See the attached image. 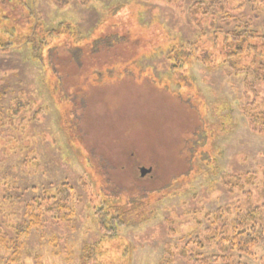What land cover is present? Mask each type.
I'll use <instances>...</instances> for the list:
<instances>
[{"label": "rangeland", "instance_id": "obj_1", "mask_svg": "<svg viewBox=\"0 0 264 264\" xmlns=\"http://www.w3.org/2000/svg\"><path fill=\"white\" fill-rule=\"evenodd\" d=\"M191 1L0 0V264H160L167 249L204 240L202 217L217 208L262 207L264 226V136L233 106L225 71L166 60L188 38L216 53L213 39L187 21ZM250 2L254 10L234 13L263 33L264 0ZM120 22L129 48L117 50L122 37L91 46L118 33ZM257 88L263 98L264 82ZM179 148V160H189L177 173L191 163L186 178L158 184L154 172L140 175L141 166L156 168L153 160H178ZM121 160L145 162L122 170ZM63 183L67 200L45 212V198ZM102 200L135 207L115 237L94 218ZM30 208L39 224L27 227ZM179 250L164 263L190 264ZM198 251L218 253L210 243ZM225 255L213 264H263L264 244Z\"/></svg>", "mask_w": 264, "mask_h": 264}, {"label": "trees", "instance_id": "obj_2", "mask_svg": "<svg viewBox=\"0 0 264 264\" xmlns=\"http://www.w3.org/2000/svg\"><path fill=\"white\" fill-rule=\"evenodd\" d=\"M165 1L171 2L172 0ZM221 1L222 0H207L206 2V0H192L186 4V18L188 23L193 24L197 29L199 28L202 37L206 34L213 39L209 42L214 44L217 49L216 53H211L209 49L198 46V39L195 38V41H191L192 39L188 38L183 44H173L169 49L166 60H170L173 65H175L179 64L183 59H187L195 63H200L209 72L217 70L225 71V77L234 93L232 100L233 106L239 111V115L245 120L247 126L252 131L258 135L264 136V96L262 98L257 88L259 82H264V32L257 33L253 28L252 19L246 17L245 13H234L236 8L242 9L249 7V9L254 10L253 5L255 3L252 4L250 0H227L234 7V9L230 11L228 6L220 4ZM181 2H185V0H181ZM257 15L259 16L260 13L257 12ZM238 17H244L245 19L243 18L241 21L238 20ZM22 19L26 20L24 18ZM229 19H233V22ZM20 22H22V20L14 21V24L11 25L10 28H7L10 34L15 25ZM204 23L206 25H204ZM122 24L124 23L120 22L118 26H115V28L119 30L118 33L114 32L109 35L105 33L102 35L103 37L98 38L91 46L96 44L95 48L97 50L100 49L99 45L102 44L101 42L104 43L103 47H105V45L107 46L108 43L112 46L113 43L111 44V41L106 43V40L112 38V41H119L118 38L122 37V40L120 39L121 43H114V45H117V50L120 49L124 52L125 49L129 47L124 48L122 44L130 40L127 34L128 30L125 24L124 27ZM128 24L131 26V22H128ZM4 31H6V29H3V32ZM221 33H224L223 36ZM114 37H117V39ZM46 49L47 48L44 50ZM38 50L39 52L36 53L40 55L41 46ZM194 52L198 54H194ZM147 84L151 85L152 83L149 84L147 82ZM185 104L186 106L184 104L183 106L188 108L191 103L186 101ZM228 117L229 116H227V118ZM175 149L173 157H178V160H168L167 166L164 164L166 160H162L161 163L160 160L152 161L154 164L157 162V166L155 165V169L152 167L153 171L151 170L150 172L156 174L155 181H157L158 184L166 181L171 175H173V177L170 181L177 180L178 177L181 178L185 176L186 178L187 173H191V163L189 164V169H186L185 172L177 173V171L184 167L185 162L187 164L189 156L187 161L179 160L183 159L184 156L179 153L181 148ZM135 162L143 163L145 160H135ZM135 162L131 160L128 163L126 160H121L119 165H115L121 167L123 170L129 166V164L134 167L136 164ZM138 176L140 177V175ZM232 185L234 186L233 183ZM70 190L71 187L67 183H63L54 188L52 191L53 194L45 198L46 200H48V198L52 199V201L48 204L49 206L45 207L44 211L48 213L50 210V212L54 213L55 210H57L56 213H58L60 207H62V203L67 200ZM47 193L48 192H46V194ZM105 194L110 196L109 193ZM107 196H105L104 199L109 198ZM135 201L140 207L144 205L140 201ZM108 202L102 200L93 213L98 226L106 235L105 237H115L119 227L125 222V214L134 211L135 207L128 209L126 207H121L117 201L110 200ZM261 208L262 207L256 206L247 211L236 210L235 213H231V208L226 207L225 209L217 208L214 212L205 213L202 218L209 221V227H206L205 232L207 236L204 240H201L200 236L195 235L183 245L174 246L173 250L167 249L166 254L160 259V264H165L168 260L173 259L169 254L172 255L176 247L180 248L178 255L185 258L190 264H213L217 260L228 261L229 258L225 255L228 251L235 252L238 255L249 253L250 249L256 243L264 244V226L258 220ZM111 210L115 211L113 212ZM28 217L29 224L27 227L39 224V217L31 208ZM196 224L198 225L199 223L196 222ZM0 239L4 240L3 236L0 235ZM205 243L215 244L218 253L210 256H203V254L198 251V248H202ZM89 252L90 251L87 250L84 254L85 258L90 257L88 254ZM226 264L229 263L227 262Z\"/></svg>", "mask_w": 264, "mask_h": 264}, {"label": "water", "instance_id": "obj_3", "mask_svg": "<svg viewBox=\"0 0 264 264\" xmlns=\"http://www.w3.org/2000/svg\"><path fill=\"white\" fill-rule=\"evenodd\" d=\"M151 171V167H145V166H141L139 168V172L141 176H144L146 173H149Z\"/></svg>", "mask_w": 264, "mask_h": 264}]
</instances>
